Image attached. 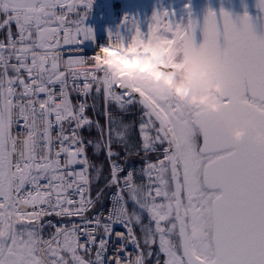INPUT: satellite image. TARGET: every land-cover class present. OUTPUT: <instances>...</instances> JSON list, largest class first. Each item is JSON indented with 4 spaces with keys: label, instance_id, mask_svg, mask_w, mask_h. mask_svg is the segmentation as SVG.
I'll use <instances>...</instances> for the list:
<instances>
[{
    "label": "snow or ice",
    "instance_id": "snow-or-ice-1",
    "mask_svg": "<svg viewBox=\"0 0 264 264\" xmlns=\"http://www.w3.org/2000/svg\"><path fill=\"white\" fill-rule=\"evenodd\" d=\"M93 3L0 0V264H264V145L226 127L264 134V35L211 8L202 25L159 11L108 33L106 50L214 77L212 115L85 56Z\"/></svg>",
    "mask_w": 264,
    "mask_h": 264
},
{
    "label": "clouds",
    "instance_id": "clouds-1",
    "mask_svg": "<svg viewBox=\"0 0 264 264\" xmlns=\"http://www.w3.org/2000/svg\"><path fill=\"white\" fill-rule=\"evenodd\" d=\"M97 61L106 69L129 73V78L146 77L153 84L164 88L180 104L192 109H202L212 115H220L222 109L218 103L223 88L214 77L206 72L174 71L167 66V57L153 59L151 55L139 54L125 56L119 49H98ZM95 59V57H93ZM230 139L240 143L249 137L253 143L264 145V134L256 131L250 122L240 126L226 125Z\"/></svg>",
    "mask_w": 264,
    "mask_h": 264
},
{
    "label": "bare ground",
    "instance_id": "bare-ground-1",
    "mask_svg": "<svg viewBox=\"0 0 264 264\" xmlns=\"http://www.w3.org/2000/svg\"><path fill=\"white\" fill-rule=\"evenodd\" d=\"M200 9H202L201 6L191 4L190 0H136L127 8L126 16L129 19H135L139 28L146 31L154 12L168 11L179 23L188 17L189 11L195 13ZM120 34L122 35V32ZM126 35H130V31L126 32Z\"/></svg>",
    "mask_w": 264,
    "mask_h": 264
},
{
    "label": "water",
    "instance_id": "water-1",
    "mask_svg": "<svg viewBox=\"0 0 264 264\" xmlns=\"http://www.w3.org/2000/svg\"><path fill=\"white\" fill-rule=\"evenodd\" d=\"M205 5H208L213 8H217L221 5H225L230 8V14L232 16V19L234 21H237V17L243 16L245 13L249 15V17L252 19L254 30L258 36L264 35V13H261L259 9L256 7L257 0H199ZM208 10H200L193 12L192 18L195 19L198 24L202 25L203 18L207 14ZM217 14L219 12H216ZM114 20H118V16L115 15L113 17ZM238 23V21H237ZM124 25L123 22H121V26ZM196 36V43L199 45V43L202 42V33L200 29H197V32L195 34Z\"/></svg>",
    "mask_w": 264,
    "mask_h": 264
},
{
    "label": "rangeland",
    "instance_id": "rangeland-1",
    "mask_svg": "<svg viewBox=\"0 0 264 264\" xmlns=\"http://www.w3.org/2000/svg\"><path fill=\"white\" fill-rule=\"evenodd\" d=\"M133 1L136 0H94L91 12L88 15V18L86 20V26L93 29L94 33L102 30V32H111L113 34L117 32H121V28L118 27V24H115L113 20L109 17H105L102 19L101 14L105 11L108 13L110 10L111 3L119 2V14L121 15L122 19L124 20L127 15V8L132 4ZM105 12V13H106ZM125 28L123 30L124 36L126 35V32L131 28L130 25H124Z\"/></svg>",
    "mask_w": 264,
    "mask_h": 264
},
{
    "label": "built area",
    "instance_id": "built-area-1",
    "mask_svg": "<svg viewBox=\"0 0 264 264\" xmlns=\"http://www.w3.org/2000/svg\"><path fill=\"white\" fill-rule=\"evenodd\" d=\"M107 43V39L106 38H102L100 39L99 44H92V46H87L86 43L83 45V49H84V55L85 56H91L95 53L96 50H98V48L102 45H105ZM70 55H74L76 53H72L69 52ZM68 56V55H65ZM115 230L116 231H125V229H123V227H121L120 225L115 226ZM116 244L115 238H113L111 245L109 246V251H108V257L109 259H111V256L113 255V246ZM127 253H123L124 256H126V254L131 253V251L129 250V248L126 251Z\"/></svg>",
    "mask_w": 264,
    "mask_h": 264
},
{
    "label": "trees",
    "instance_id": "trees-1",
    "mask_svg": "<svg viewBox=\"0 0 264 264\" xmlns=\"http://www.w3.org/2000/svg\"><path fill=\"white\" fill-rule=\"evenodd\" d=\"M195 2L197 1V0H194ZM112 9L114 10V12H117L118 11V9H119V3H112ZM93 95H95L94 93H93ZM102 98L101 99H99V100H97L96 101V111H95V115L97 116V118L98 119H101L102 120V117L101 116H99V115H97L100 111H101V109H102ZM91 103H92V99H91ZM133 112L134 113H136V112H138V109H133ZM128 119H133V118H135L134 116H129V117H127ZM85 135L87 136L88 135V133L87 132H85ZM91 154V153H90ZM155 157H153V159H154ZM145 222H147V220L145 219ZM136 232H137V235H139L140 234V229H139V227H137L136 228ZM149 264H155V257H153V259L149 262Z\"/></svg>",
    "mask_w": 264,
    "mask_h": 264
}]
</instances>
